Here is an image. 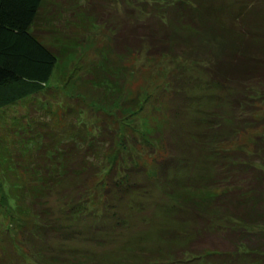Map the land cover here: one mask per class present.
Returning a JSON list of instances; mask_svg holds the SVG:
<instances>
[{
  "label": "trees",
  "instance_id": "16d2710c",
  "mask_svg": "<svg viewBox=\"0 0 264 264\" xmlns=\"http://www.w3.org/2000/svg\"><path fill=\"white\" fill-rule=\"evenodd\" d=\"M100 1L0 0V109L65 83L75 33L98 28L120 2L126 20L106 24L105 53L82 78L128 115L149 105V137L162 151L155 175L133 163L136 135L87 123L71 106L61 125L29 113L11 120L0 133V264L97 262L64 244L114 243L133 219L152 231L117 244L127 254L113 264H264V145L254 134L264 129V0ZM138 54L178 61L148 100L123 86ZM186 63L199 71L184 73Z\"/></svg>",
  "mask_w": 264,
  "mask_h": 264
},
{
  "label": "rangeland",
  "instance_id": "374dc122",
  "mask_svg": "<svg viewBox=\"0 0 264 264\" xmlns=\"http://www.w3.org/2000/svg\"><path fill=\"white\" fill-rule=\"evenodd\" d=\"M53 1L59 2L63 0ZM79 1L80 5L82 4L90 7H93L97 2L102 3L100 0ZM52 4L53 3L50 1L47 6L52 7ZM122 7H124V5L120 2L116 4L114 8L111 9L110 12L108 11L103 17L98 25L99 27L97 26L98 28L90 27L87 31H78V33H75L76 39H78V46L75 48L74 53L69 57L70 62L67 65V78L65 83H55L57 78H54L53 83L55 84L52 86L53 89L50 88L48 94H39L36 99H25L0 109V133L2 128L7 129L10 126L11 120H15L17 117L19 119L20 117L24 118L28 113L35 119L42 118V120H46V118L49 117L54 118L57 125H61L62 118L60 117L62 110L67 106H71L74 112H77L78 110L84 113L87 123L94 119L96 120V118L103 119L108 124L111 123L114 127L116 126L126 138H130L131 134L136 135L135 147L128 145L130 142L126 144L130 146L133 156L135 157L133 163L146 167L148 175H155V160L162 151L159 149L157 139H151L149 137V127L151 128V125L153 124V117L148 111L149 105H147L146 109L141 111L139 115L138 113L137 115H128V110L120 106L118 100L107 102L104 100L98 89L89 85L82 78L87 66L99 61L100 54L105 53V44L110 41V32L106 28V24L118 25L120 21L126 20ZM107 9L109 8L106 7V10ZM67 14L68 13H65V15ZM72 31L74 32V30ZM206 36L207 40L205 39L206 41L203 42H207L208 49L215 54H219L222 50L221 44H219V38L211 33H206ZM177 63L178 61H173L167 56L147 59L143 54H138L128 65L130 73L125 77L123 86L129 90H139L140 97H144V99L148 95V100L165 84L167 75L176 69V66L178 65ZM197 68L198 67L193 66L192 64L188 65L186 63V71L184 73L187 74L192 72L195 74L199 71ZM40 100L45 104H41L40 108H36ZM122 122H124L125 125L135 123L138 131L135 132L133 129L129 128L131 125H128V128L131 129L129 130L127 127L122 126ZM129 131H131V134ZM146 132L147 136H145ZM254 134L258 135L259 139L256 147L263 146L264 129L257 131ZM244 136L241 138L248 139V136ZM115 147L114 150L109 153L110 156L117 155L118 149L117 146ZM108 162L110 165L112 161L108 160ZM103 176V173L98 174L90 181L89 186H91L92 189H97L99 186L97 182L99 179L103 178ZM0 187L1 189L3 187L1 180ZM99 203L100 201L98 199H95L93 203L91 202L92 206L95 207H98ZM93 220H95V218ZM146 229H149L148 232L152 231L151 226L148 227V224L144 225L139 220L133 219L132 229L122 230L120 233L118 231L119 234H116L114 243L106 241L100 245H96L93 241L73 239L72 241L65 243L64 247H74L75 249H78V251L85 250L86 252L84 253L86 255H94L97 258V262L85 264H113L109 259H113L120 254H127L125 252H120L119 249L116 248L117 244H120L121 241L133 236L135 233L137 234ZM214 238H217L216 235ZM216 240H214V242H216L214 245L218 244L220 245V248L225 247L223 241L219 239ZM204 241L207 243L208 240L205 239ZM211 241L213 240H210V242ZM151 244L152 243L148 242L146 246ZM136 264L146 263L137 262Z\"/></svg>",
  "mask_w": 264,
  "mask_h": 264
}]
</instances>
